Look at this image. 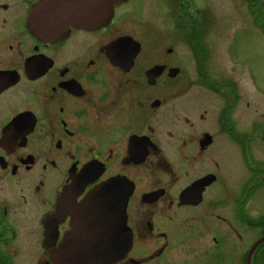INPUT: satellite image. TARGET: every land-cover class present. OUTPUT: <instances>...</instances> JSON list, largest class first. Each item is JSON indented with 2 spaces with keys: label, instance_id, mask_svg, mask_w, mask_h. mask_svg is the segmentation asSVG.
Returning a JSON list of instances; mask_svg holds the SVG:
<instances>
[{
  "label": "flooded vegetation",
  "instance_id": "flooded-vegetation-1",
  "mask_svg": "<svg viewBox=\"0 0 264 264\" xmlns=\"http://www.w3.org/2000/svg\"><path fill=\"white\" fill-rule=\"evenodd\" d=\"M42 1L0 0V264H67L125 229L116 264H247L264 236V0L238 18L235 0H164L166 18L125 0L54 38Z\"/></svg>",
  "mask_w": 264,
  "mask_h": 264
},
{
  "label": "water",
  "instance_id": "water-1",
  "mask_svg": "<svg viewBox=\"0 0 264 264\" xmlns=\"http://www.w3.org/2000/svg\"><path fill=\"white\" fill-rule=\"evenodd\" d=\"M123 1L125 0H44L41 5L45 13L43 33L46 37L54 38L59 33V27H100L110 21L115 5ZM93 195L96 194L91 193L88 198L91 199ZM123 238L124 241L121 239L115 248L111 247L113 241L109 240L108 249L93 248L73 252L75 256L71 261L74 264H114L131 248V234L125 231ZM262 243L264 237L255 242L249 254L248 264H252V256ZM52 259L57 261V256L54 255Z\"/></svg>",
  "mask_w": 264,
  "mask_h": 264
},
{
  "label": "rangeland",
  "instance_id": "rangeland-1",
  "mask_svg": "<svg viewBox=\"0 0 264 264\" xmlns=\"http://www.w3.org/2000/svg\"><path fill=\"white\" fill-rule=\"evenodd\" d=\"M199 4L204 5L205 7L209 8V9H213L214 6V2L213 0H197ZM164 0H156V3L158 5L159 11H158V16H161L163 18H166V6L164 4ZM241 1L240 0H235V1H231L230 4H228V7L230 9V11L232 9H234V13L236 15V18H238L239 16V11L240 9V4ZM232 26V25H231ZM228 27V25H222L219 27V31L218 34L220 35H224L227 36L229 34H232L234 31L236 30H241L244 27L241 26V24H238L236 26H232V27ZM215 33V32H214ZM228 44V39L226 40V42L223 44L224 46ZM254 51V49H252V52ZM19 264H21V262H19Z\"/></svg>",
  "mask_w": 264,
  "mask_h": 264
}]
</instances>
